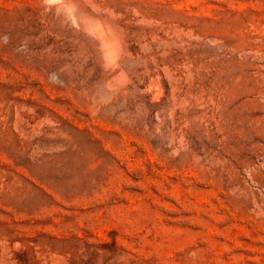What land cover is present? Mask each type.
I'll use <instances>...</instances> for the list:
<instances>
[{"label": "rangeland", "instance_id": "374dc122", "mask_svg": "<svg viewBox=\"0 0 264 264\" xmlns=\"http://www.w3.org/2000/svg\"><path fill=\"white\" fill-rule=\"evenodd\" d=\"M0 264H264V0H0Z\"/></svg>", "mask_w": 264, "mask_h": 264}]
</instances>
